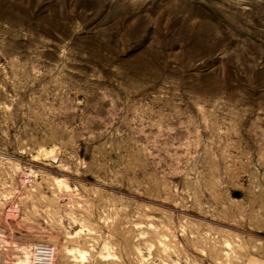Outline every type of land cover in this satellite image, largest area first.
Returning a JSON list of instances; mask_svg holds the SVG:
<instances>
[{
  "label": "rangeland",
  "instance_id": "1",
  "mask_svg": "<svg viewBox=\"0 0 264 264\" xmlns=\"http://www.w3.org/2000/svg\"><path fill=\"white\" fill-rule=\"evenodd\" d=\"M264 264V0H0V264Z\"/></svg>",
  "mask_w": 264,
  "mask_h": 264
},
{
  "label": "built area",
  "instance_id": "2",
  "mask_svg": "<svg viewBox=\"0 0 264 264\" xmlns=\"http://www.w3.org/2000/svg\"><path fill=\"white\" fill-rule=\"evenodd\" d=\"M55 248L50 244H36L32 247L29 264H54Z\"/></svg>",
  "mask_w": 264,
  "mask_h": 264
}]
</instances>
